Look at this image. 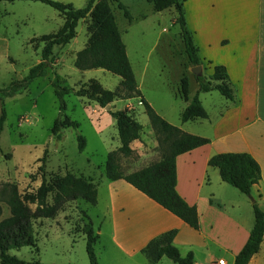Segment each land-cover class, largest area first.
<instances>
[{"label": "rangeland", "instance_id": "obj_1", "mask_svg": "<svg viewBox=\"0 0 264 264\" xmlns=\"http://www.w3.org/2000/svg\"><path fill=\"white\" fill-rule=\"evenodd\" d=\"M54 1L82 8L87 0ZM120 2L129 10L130 22L117 3L110 2V7L141 95L166 121L181 122L180 112L187 105L180 92L181 79L186 76L189 80V97L197 90V83L186 59L179 26L174 22L175 10L156 11L147 0ZM63 23L62 14L41 2L0 1V90L7 88L11 80L27 75L41 59L43 37L57 33ZM89 23L88 15L78 22L76 35L68 44L53 48L56 61L45 77L30 82L23 93L4 99L6 119L0 133V186L14 184L23 195L36 191L43 178L48 180L53 174L72 173L92 178L98 187L95 204L82 199L70 201L54 217L32 221L36 247L22 246L9 251L28 262L89 264L81 231L83 215L89 217L96 231L100 228L106 231L109 227L104 218L106 199L100 183L106 180L107 155L120 145L115 120L109 112L124 110L141 124L149 123L139 98L114 99L107 111L93 100L70 93L63 98L64 114L69 121L77 122L78 127L61 129L60 139L51 135L59 115L53 81L75 90L99 92H113L120 82L117 75L102 69L81 71L75 68L76 53L90 38ZM206 67H201L199 75L208 78ZM199 99L210 117H215L227 102L217 91L200 93ZM61 120L67 122L64 118ZM78 135L85 139L82 151L78 148ZM134 141L130 144V155L117 153L124 174L156 162L162 156L150 123L142 125L140 138ZM44 156L45 167L41 172L39 167ZM51 201L49 196L48 202ZM0 208V220L10 215L5 202L0 201ZM95 252L99 264H108L104 236L98 240Z\"/></svg>", "mask_w": 264, "mask_h": 264}, {"label": "trees", "instance_id": "obj_2", "mask_svg": "<svg viewBox=\"0 0 264 264\" xmlns=\"http://www.w3.org/2000/svg\"><path fill=\"white\" fill-rule=\"evenodd\" d=\"M14 2L16 0H0ZM46 4L64 16V23L57 33L43 37L44 46L40 61L33 65L26 76L11 80L9 86L0 90V133L6 119L4 99L23 93L30 82L45 77L48 70L55 63L53 55L55 46L68 44L76 35L78 22L90 16L88 31L90 38L87 45L76 53L74 66L81 71L102 69L120 78L118 86L113 92H99L96 90H75L70 87L52 82V87L59 100V115L54 121L51 135L60 139V130L73 127L78 123L69 121L64 114V96L73 93L78 97H86L105 108L114 99L129 100L139 98L148 117L149 123L155 132L158 145L162 148L160 160L150 163L138 170L124 174L117 159V153L128 156L132 153L130 144L140 138L142 125L126 111H110L115 120L117 136L120 145L116 151L107 155L105 162V176L109 180L122 179L135 189L146 195L164 209L181 219L194 230L199 229V215L194 206L188 205L176 190V157L195 148L209 143L207 138L183 132L180 128L170 124L161 117L143 98L138 88L135 75L126 53L125 44L117 27L110 2L117 3L123 16L130 22L132 17L127 7L120 0H87L82 8H75L71 3H62L54 0H23ZM156 11L174 9V22L179 26L184 52L190 67H198L202 62L198 56L197 47L192 35L186 27L184 0H147ZM188 78L181 79L180 92L186 107L181 111V122L196 119H207L208 114L199 99L200 93L217 91L230 101H235V91L229 80L224 66L215 65L213 73L207 78L204 75L195 76L197 90L189 97ZM64 118L67 122L61 120ZM78 148L82 151L85 139L77 136ZM45 156L41 159L39 171L44 172ZM208 165L218 169L223 182L234 187L242 194L250 195L251 188L261 177L260 167L256 160L248 153L225 152L215 154L208 160ZM51 196V203L48 198ZM85 200L91 204L97 201V190L93 180L83 175L67 173L53 174L47 180L42 179L36 191L20 194L14 184L4 183L0 186V201L9 207L10 215L0 220V264H44L39 261L28 262L9 254L11 249L22 246L36 247L33 236L32 221L41 218H52L62 207L70 201ZM34 206V208H32ZM1 215V208H0ZM254 224L247 241L234 259V264H247L250 258L258 252L264 235V210L253 205ZM82 233L85 236V251L89 264H99L95 246L99 235L87 215H83ZM86 219V220H85ZM175 230L167 231L149 241L141 250L150 264H156L163 256L176 264H194L192 252L181 255L173 244Z\"/></svg>", "mask_w": 264, "mask_h": 264}, {"label": "crops", "instance_id": "obj_3", "mask_svg": "<svg viewBox=\"0 0 264 264\" xmlns=\"http://www.w3.org/2000/svg\"><path fill=\"white\" fill-rule=\"evenodd\" d=\"M183 5L201 67L206 65L211 75L215 65L224 66L235 91V101L227 99L215 117L207 113V119L168 121L209 140L176 157V190L197 209L199 229L124 180L106 178L100 186L109 227L97 233L105 238L108 264H150L141 250L171 230L176 231L173 244L183 256L192 252L194 264H234L254 224L253 205L264 210V0H184ZM225 152L248 153L259 164L261 177L249 196L208 165L211 156ZM156 264L176 263L163 256ZM247 264H264V235Z\"/></svg>", "mask_w": 264, "mask_h": 264}, {"label": "water", "instance_id": "obj_4", "mask_svg": "<svg viewBox=\"0 0 264 264\" xmlns=\"http://www.w3.org/2000/svg\"><path fill=\"white\" fill-rule=\"evenodd\" d=\"M191 71L195 74V76H198L201 71V66L194 67L191 69ZM105 109L108 111L110 109V106L109 105L105 106Z\"/></svg>", "mask_w": 264, "mask_h": 264}, {"label": "built area", "instance_id": "obj_5", "mask_svg": "<svg viewBox=\"0 0 264 264\" xmlns=\"http://www.w3.org/2000/svg\"><path fill=\"white\" fill-rule=\"evenodd\" d=\"M225 262H224V260H219L218 261V264H224Z\"/></svg>", "mask_w": 264, "mask_h": 264}]
</instances>
